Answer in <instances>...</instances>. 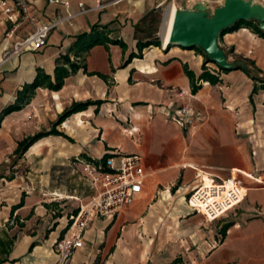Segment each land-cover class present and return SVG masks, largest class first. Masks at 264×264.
<instances>
[{"label": "crops", "instance_id": "1", "mask_svg": "<svg viewBox=\"0 0 264 264\" xmlns=\"http://www.w3.org/2000/svg\"><path fill=\"white\" fill-rule=\"evenodd\" d=\"M198 1L222 0H28L37 20H62L42 48L8 57L35 24L18 8L10 21L0 6V264H55L56 241L97 192L87 167L119 152L142 156V191L116 214L93 216L67 264H264V36L241 23L220 38L258 75L165 45L171 4ZM204 64L221 81H200ZM58 66L66 73L53 89ZM54 126L62 133L17 152L21 140ZM231 175L244 197L226 214L208 220L188 203L203 180ZM68 198L78 201L74 210L59 200Z\"/></svg>", "mask_w": 264, "mask_h": 264}, {"label": "built area", "instance_id": "2", "mask_svg": "<svg viewBox=\"0 0 264 264\" xmlns=\"http://www.w3.org/2000/svg\"><path fill=\"white\" fill-rule=\"evenodd\" d=\"M60 2L63 0H51ZM0 0V6L10 21H16L15 8L22 11V18L33 22L35 30L23 39L14 42L6 50V57L19 54L26 50H37L47 43L49 32L62 19L52 22L37 20L30 12L28 0ZM186 114V108H182ZM193 124V119L187 120ZM87 173L95 185V192L90 199L81 203L76 215L62 237L55 244L58 260L55 264H67L71 254L83 246V234L93 216L116 214L129 204L142 191L147 172L142 156L138 153L110 154L101 165H89ZM244 197L239 178L231 175L224 179L211 178L210 184L205 180L189 195L188 203L197 211L202 212L208 220H213L226 214L239 204Z\"/></svg>", "mask_w": 264, "mask_h": 264}, {"label": "water", "instance_id": "3", "mask_svg": "<svg viewBox=\"0 0 264 264\" xmlns=\"http://www.w3.org/2000/svg\"><path fill=\"white\" fill-rule=\"evenodd\" d=\"M241 21H254L264 30V4L255 0H224L215 8L206 1L195 2L191 7H177L170 43L185 48L199 47L206 58L220 68L243 66L240 60H230L220 41L226 30ZM162 37L164 39V30Z\"/></svg>", "mask_w": 264, "mask_h": 264}, {"label": "trees", "instance_id": "4", "mask_svg": "<svg viewBox=\"0 0 264 264\" xmlns=\"http://www.w3.org/2000/svg\"><path fill=\"white\" fill-rule=\"evenodd\" d=\"M241 23H245V24H248L249 26H251L259 35L261 36H264V30L261 29L259 27V25L254 22V21H241L239 22L238 24H236L235 26L229 28V29H232L234 27H236L237 25L241 24ZM156 44L159 43V41H156L155 42ZM198 51H200L201 53H203V51L199 48V47H195ZM208 61H210L208 59ZM236 68H242V69H245V67L243 66H238ZM222 70H230L229 68H221ZM66 73V70H64L63 68L61 67H57V76H58V80L56 83H53V82H49L48 83V86L53 88V89H59L62 87L63 85V79L62 77L64 76V74ZM187 74L189 75L190 79L192 80V83H193V90L196 91L198 89V80L196 78V74L194 73V71L190 70V69H187ZM41 75V74H40ZM45 78H47L48 76L45 75L44 76ZM255 79H258L257 77L254 76ZM39 80V79H38ZM38 80L36 81V83L38 82ZM201 80H208L210 81L211 83H216V82H219L221 81L220 79V76L215 73V72H212L209 67L207 66V64H204L203 66V71L200 75V81ZM260 80V79H259ZM261 81H264L261 79ZM264 87V84H262ZM259 88V86H255L254 88V92L257 91V89ZM90 102H74L72 104L71 107L69 108H66L64 110V112L59 116L58 120L55 122L54 125H57L59 124L61 121H63L68 115H70L71 113L77 111V110H80V109H83L86 107V105H88ZM12 108L8 107L4 110V113H8L9 111H11ZM14 109V108H13ZM1 118V117H0ZM50 133H62L60 132L59 130H57L54 126V128H52L51 130H48V131H40L34 135H30L28 137H26L25 139L21 140L19 142V145H18V148H17V152L21 153L23 151H25L35 140H37L38 138L44 136V135H47V134H50ZM110 154H107L105 156V158L107 156H109Z\"/></svg>", "mask_w": 264, "mask_h": 264}, {"label": "rangeland", "instance_id": "5", "mask_svg": "<svg viewBox=\"0 0 264 264\" xmlns=\"http://www.w3.org/2000/svg\"><path fill=\"white\" fill-rule=\"evenodd\" d=\"M223 1L224 0H222L219 4H217L216 6H218V5H220V4H222L223 3ZM256 2H262V1H259V0H255ZM263 3V2H262ZM209 4V3H208ZM264 4V3H263ZM210 5V4H209ZM216 6H213L212 8H215ZM167 7V6H166ZM165 7V8H166ZM161 16H163L164 15V10L161 12V13H159ZM162 20V19H161ZM156 22H158V21H156ZM156 26H158V23H155V25H153V27L152 28H156ZM229 58H230V60L231 61H234V60H240V61H242L243 63H244V65H243V67H245V68H247V69H249L251 72H253V74H255V75H258L259 74V72H258V70H256L255 69V66H254V61L253 60H250L249 58H245V57H235V58H232V57H230L229 56ZM13 165H15V164H13ZM26 166L24 165V164H21V166H20V171H27L26 169ZM14 170H16L15 168L12 170V171H14ZM60 201H61V204H63L62 206L63 207H67L68 209H71V210H74L77 206H78V201L76 200V199H71V198H68V199H59ZM80 206V205H79ZM78 211V210H77ZM230 216H225V217H221V218H223V219H228Z\"/></svg>", "mask_w": 264, "mask_h": 264}, {"label": "bare ground", "instance_id": "6", "mask_svg": "<svg viewBox=\"0 0 264 264\" xmlns=\"http://www.w3.org/2000/svg\"><path fill=\"white\" fill-rule=\"evenodd\" d=\"M176 9H177V5L175 3H172L171 6H170L168 15L166 17V21H165V25H164V44L165 45L169 44V42H170V32H171V27H172V23H173V19H174V16H175ZM180 51H181V49H180ZM76 121L77 122H81L82 121L80 115L76 116ZM63 125L65 127H67V128H71L70 121H65ZM38 146H39V143L37 145H34V147H32V148L34 149V148H37ZM205 182L207 184H210L211 178L205 180Z\"/></svg>", "mask_w": 264, "mask_h": 264}]
</instances>
